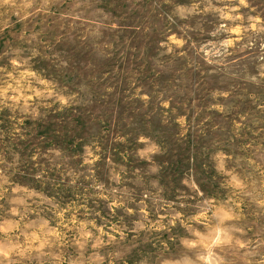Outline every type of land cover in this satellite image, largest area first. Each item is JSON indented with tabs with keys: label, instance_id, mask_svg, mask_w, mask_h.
<instances>
[{
	"label": "rangeland",
	"instance_id": "obj_1",
	"mask_svg": "<svg viewBox=\"0 0 264 264\" xmlns=\"http://www.w3.org/2000/svg\"><path fill=\"white\" fill-rule=\"evenodd\" d=\"M0 264H264V0H0Z\"/></svg>",
	"mask_w": 264,
	"mask_h": 264
},
{
	"label": "trees",
	"instance_id": "obj_2",
	"mask_svg": "<svg viewBox=\"0 0 264 264\" xmlns=\"http://www.w3.org/2000/svg\"><path fill=\"white\" fill-rule=\"evenodd\" d=\"M175 164V163H174ZM172 167H173V165H172Z\"/></svg>",
	"mask_w": 264,
	"mask_h": 264
}]
</instances>
